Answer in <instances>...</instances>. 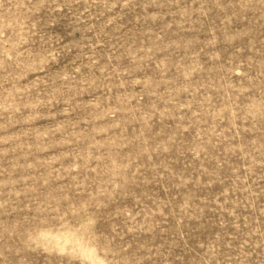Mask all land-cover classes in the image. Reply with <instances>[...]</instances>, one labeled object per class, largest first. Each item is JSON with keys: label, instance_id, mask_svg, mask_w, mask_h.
<instances>
[{"label": "rangeland", "instance_id": "rangeland-1", "mask_svg": "<svg viewBox=\"0 0 264 264\" xmlns=\"http://www.w3.org/2000/svg\"><path fill=\"white\" fill-rule=\"evenodd\" d=\"M0 264H264V0H0Z\"/></svg>", "mask_w": 264, "mask_h": 264}]
</instances>
